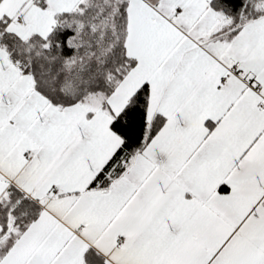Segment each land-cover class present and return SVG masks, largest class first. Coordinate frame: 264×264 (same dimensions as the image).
Instances as JSON below:
<instances>
[{
    "label": "snow or ice",
    "instance_id": "6c2138e0",
    "mask_svg": "<svg viewBox=\"0 0 264 264\" xmlns=\"http://www.w3.org/2000/svg\"><path fill=\"white\" fill-rule=\"evenodd\" d=\"M0 264H264V0H0Z\"/></svg>",
    "mask_w": 264,
    "mask_h": 264
}]
</instances>
